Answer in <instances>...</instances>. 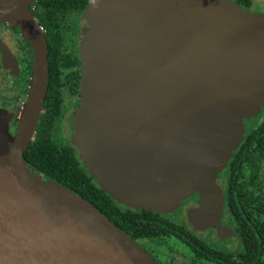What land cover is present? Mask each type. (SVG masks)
<instances>
[{"label":"water","instance_id":"1","mask_svg":"<svg viewBox=\"0 0 264 264\" xmlns=\"http://www.w3.org/2000/svg\"><path fill=\"white\" fill-rule=\"evenodd\" d=\"M30 1L0 0V21L33 50L27 99L0 150V264H155L89 202L25 165L47 82ZM218 1H87L72 127L88 175L116 202L165 213L197 192L200 221L220 213L215 174L243 114L264 103V20ZM102 152L108 168L90 157Z\"/></svg>","mask_w":264,"mask_h":264},{"label":"trees","instance_id":"2","mask_svg":"<svg viewBox=\"0 0 264 264\" xmlns=\"http://www.w3.org/2000/svg\"><path fill=\"white\" fill-rule=\"evenodd\" d=\"M87 1L39 0L44 9L40 22L50 32L47 85L43 112L38 117L32 139L22 153L23 160L35 172L41 173L89 202L108 222L132 238L175 235L189 243L190 239L186 231L167 223L156 213L144 209L135 212L118 205L94 183L79 163L72 147L57 144L50 138L51 126L59 111V90L62 86L59 79L60 68L69 66L67 56H60V36L52 30L56 28L61 15L82 11ZM235 3L248 7L251 0H235ZM78 77L77 70H72L64 76V83L71 93L77 91ZM262 155H264V118L246 135L229 162L227 206L245 246V254L241 255L244 264H251L254 258L258 259L259 243L264 235V221L251 218L247 205L254 202L255 198L252 197L251 192L242 191V185L238 179L241 176L243 163L251 165L254 157L259 158ZM257 210L264 211V206H257ZM252 236L256 239H252Z\"/></svg>","mask_w":264,"mask_h":264},{"label":"flooded vegetation","instance_id":"3","mask_svg":"<svg viewBox=\"0 0 264 264\" xmlns=\"http://www.w3.org/2000/svg\"><path fill=\"white\" fill-rule=\"evenodd\" d=\"M239 6L242 7L243 9H246L250 5L248 7H243L241 5ZM26 9L28 13L30 14V16L32 17V19L34 20L37 29L44 36V39L46 42V63H47L48 42L50 38V32L40 22L41 14L44 12V9L40 5L39 0L30 1ZM82 11L70 12V13L61 15L59 21H57L58 24L56 28L52 30L53 33L55 31L60 36V39H61L60 56L62 55L67 56L69 66L60 68L61 74L59 75V79L62 82V86L60 87V90H59V99H60L59 111H58V115L56 119L52 123L51 130L54 125V122L60 117L62 105L63 104L65 105V100L63 101V98H62L63 96L61 95L62 88H66V91L68 92V94L75 95L78 93V88H79V83H80V72H79L80 57L78 54V45L75 44L76 54H72V52H74V47L73 45L69 46L65 44L63 34L61 30L59 29L60 22L68 15H71V14L79 15ZM3 24H7L10 26L7 29L6 28L2 29L1 25ZM16 31L19 33V36H20L19 41L23 40V43L20 44L19 47H16V44H17V40L15 36ZM21 50H24L25 53L28 55V62L25 65H23V63L21 62V59L18 54L21 52ZM24 68H26L25 71L28 72L29 74V85H28V92H29L31 76H32V68H33V50H32L30 41L27 38V36L24 34L22 29L17 24H15L12 21H0V129H3L2 131L6 134H9V135L11 134L10 136L11 138L15 134L16 128H17L16 123H15V118L13 117V115L16 112L15 100H16V93H17V78L23 73ZM63 70H66V71L63 72ZM72 70H77L78 75H79L77 79L78 81L77 91L75 93H71L68 90V86L64 83L65 74ZM46 85H47V82H46ZM26 99H27V96H26ZM26 99L24 101L23 107L25 105ZM43 102H44V98L42 101L41 111L39 115L43 112ZM263 118L264 116L259 120V122ZM37 122H38V118H37L36 124ZM259 122L247 134H249L253 129H255L258 126ZM35 127H34V131H35ZM51 130H50V133H51ZM34 131L32 133V137L34 135ZM247 134L244 135L240 144L243 142ZM60 145H67L73 148V144H70V143L69 144L63 143ZM73 151L75 153L74 148H73ZM236 151L237 149L235 150V152ZM233 154L230 160L233 158ZM263 156L264 155H262L259 158L254 157L251 165H246L244 163L242 165V168L244 165L252 168L251 178L253 179L255 183L258 193L253 194V192L250 191L252 197L255 198V201L247 205V210L249 211L251 218H253L254 220L256 219L257 221H264V218L259 217L261 214L264 213V211L258 212L257 210V206H264V198H263L261 188L259 186L260 185L259 182H255L256 174L258 171L257 162L261 160ZM230 160L218 174L217 184L220 186L222 193H223V204L221 206L220 213L215 217L214 220L207 218L205 220L200 221L197 215L193 216V212L200 207L198 206L196 193H194L191 196V199H190L191 202L187 206H185V203H181L178 209L174 210L171 213H167L166 215L160 212L154 211V210L130 207L129 205H126L124 203L116 202L118 205L124 206V208L131 209L135 212H138L140 209H144V210L150 211L151 213H156L160 218H162L167 223L181 227L182 230L187 232L188 237L190 239L189 243L186 242L183 238H179L175 235L161 236L165 238H173L177 241V243H179L178 246L183 249L185 257L177 255L178 256L177 258H176V254L171 253L172 255L165 258L164 256H161V254H159L158 252H155L156 248L159 246H163L165 248L168 247L167 242L163 243V241L157 240V237L133 238V239H140V240L143 239V240L149 241L151 247L146 248L145 250L150 255V257L155 262V264H244L241 258V255L245 254V251H246L245 246L241 239V236L238 233L235 222L233 218L231 217L230 211L227 206V194H228L227 192H228V183H229V174H230V171H229ZM25 165L26 167L32 168L26 163ZM241 172H242V169H241ZM238 182H239V179H238ZM176 211H179V215L175 214L177 213ZM172 214H173V217L176 219L172 218ZM189 214H191L192 217H190ZM252 239H256V237L252 236ZM252 246L254 247V244H252ZM216 258H219V259H216ZM251 264H264V235L262 236V239L259 243L258 259L254 258Z\"/></svg>","mask_w":264,"mask_h":264},{"label":"rangeland","instance_id":"4","mask_svg":"<svg viewBox=\"0 0 264 264\" xmlns=\"http://www.w3.org/2000/svg\"><path fill=\"white\" fill-rule=\"evenodd\" d=\"M226 2L235 3L234 0H221V1H218L217 4H218V6L219 5L223 6L226 4ZM237 6L239 7L241 13L246 14L247 16L248 15H259V14L264 15V0H251L250 6L246 9H243L239 5H237ZM82 13H83V11L79 15H76V14L68 15L63 20H61L60 27H59V29L61 30V32L63 34L65 44L69 45V46L73 45V47H74V52H72V54H76L75 44L78 45V54L80 57V64H79L80 78H81V69H82V66H81V64H82L81 63V47H80ZM261 18L264 20V16H261ZM3 25H1L2 29L3 28L7 29L10 26L7 24H3ZM15 34H16L15 36H16V40H17L16 47H19L20 44L23 43V40L19 41L20 36H19V33L17 31ZM74 35H75V37H74ZM18 54H19V57L21 59V62L23 63V65H25L28 62V55L25 53L24 50H21V52ZM25 70H26V68H24L23 73L17 78V93H16V100H15L16 112L13 115V117L15 118L16 126L18 124V120H19V117H20L22 109H23V104H24V101H25L27 93H28L29 74ZM65 71L66 70H63V72H65ZM61 95L63 96L62 97L63 101L65 100V105L64 104L62 105L60 117L54 122L50 136H51V139L56 143L73 144V148L75 150V156L78 159L79 163L85 169V166L82 162V158L80 155V150H79L78 146L76 145V140L74 138L75 137L74 136L75 131L73 130V127H72V125H73L72 124L73 114H74L75 110L77 108H79V106L81 104V100H82L80 83H79V88H78L77 94H75V95L68 94V92L66 91V88H62ZM263 116H264V103L258 104V105L253 106L252 108H249L243 114L242 119H241V126H242L241 139L238 142L236 148L232 151V154L237 149V147L240 144V142L242 141L244 135L247 134L259 122V120ZM82 118H83V115L80 116V118H79L80 123L82 121ZM76 126H78V125H76ZM81 127L83 129L85 127V124L81 123ZM2 130L3 129H0V131H1V133H0V150H3L4 147L6 146V144L11 139V137H10L11 134L10 135L6 134ZM232 154L227 159L225 165L230 160ZM108 156H110L108 152H106V153L102 152V153H98V154L97 153L92 154V156H90V157L94 163L99 164L102 167L108 168ZM224 166L220 170H218L215 174L214 182L216 184H217L218 174L224 168ZM257 166H258V171L256 174L255 182H259V184H260L259 186L261 188L263 198H264V156L261 160H259L257 162ZM27 168L30 170V167H27ZM251 169L252 168L249 166H246V165L243 166L242 172H241V177L239 178V182L242 185V191H247V192L251 191V192H253V194H257L258 191L256 189V186H255L253 179L251 178V175H252ZM40 179L42 181H47L49 178H47L41 174ZM194 193H197V192H194ZM221 193H222V190H221ZM222 196H223V193H222ZM190 199L191 198L189 197L187 200L185 199V200H182L181 202L185 203V206H187L191 202ZM180 204L178 206H180ZM122 207H124V206H122ZM176 209H178V208L176 207L175 209L168 211V212H165V213H162V214L166 215L167 213H171ZM176 212L177 213H175V214L179 215V211H176ZM259 217L264 218V213L261 214ZM172 218H174L173 214H172ZM174 219H176V218H174ZM123 237H124V240L130 246L142 251L145 255L150 257V255L145 250L146 248L151 247L148 240L133 239L130 236H128L126 233H123ZM157 240L163 241V243L167 242V244H168L167 248H165L163 246H159L156 248L155 252H158L159 254H161V256H164L165 258H167L172 254H176V258L178 257L177 255L185 257L183 249L178 246L179 243H177V241L175 239L165 238V237H157Z\"/></svg>","mask_w":264,"mask_h":264},{"label":"crops","instance_id":"5","mask_svg":"<svg viewBox=\"0 0 264 264\" xmlns=\"http://www.w3.org/2000/svg\"><path fill=\"white\" fill-rule=\"evenodd\" d=\"M236 4V3H235ZM237 5V4H236ZM259 16H264L263 14H259ZM194 193H192L189 197L191 198V196L193 195ZM197 194V201H198V193H196ZM189 197H187L186 198V200L189 198ZM185 200V199H184ZM182 203V202H181ZM180 206H178L177 208H179ZM195 215V213L193 212V216ZM189 216L190 217H192V215L191 214H189ZM196 216V215H195Z\"/></svg>","mask_w":264,"mask_h":264}]
</instances>
